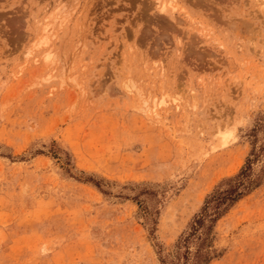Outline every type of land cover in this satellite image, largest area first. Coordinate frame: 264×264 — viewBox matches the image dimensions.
I'll use <instances>...</instances> for the list:
<instances>
[{"label": "rangeland", "instance_id": "374dc122", "mask_svg": "<svg viewBox=\"0 0 264 264\" xmlns=\"http://www.w3.org/2000/svg\"><path fill=\"white\" fill-rule=\"evenodd\" d=\"M0 264H264V0H0Z\"/></svg>", "mask_w": 264, "mask_h": 264}, {"label": "trees", "instance_id": "16d2710c", "mask_svg": "<svg viewBox=\"0 0 264 264\" xmlns=\"http://www.w3.org/2000/svg\"><path fill=\"white\" fill-rule=\"evenodd\" d=\"M251 154L253 155L254 153L252 152ZM250 162L249 158L247 165L236 176L225 181V189L218 188L208 197L202 211L194 220L191 236L196 235V233L199 232V235L204 238V234H209L212 225L217 218L233 202L257 185V180L252 176L253 169ZM208 210L211 212H208ZM197 252H203L202 246Z\"/></svg>", "mask_w": 264, "mask_h": 264}, {"label": "bare ground", "instance_id": "6f19581e", "mask_svg": "<svg viewBox=\"0 0 264 264\" xmlns=\"http://www.w3.org/2000/svg\"><path fill=\"white\" fill-rule=\"evenodd\" d=\"M155 3V2H154Z\"/></svg>", "mask_w": 264, "mask_h": 264}]
</instances>
